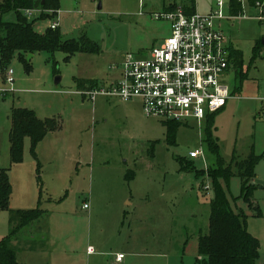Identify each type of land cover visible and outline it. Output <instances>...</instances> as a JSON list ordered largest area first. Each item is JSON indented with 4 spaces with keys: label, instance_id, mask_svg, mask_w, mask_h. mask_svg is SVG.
<instances>
[{
    "label": "rangeland",
    "instance_id": "374dc122",
    "mask_svg": "<svg viewBox=\"0 0 264 264\" xmlns=\"http://www.w3.org/2000/svg\"><path fill=\"white\" fill-rule=\"evenodd\" d=\"M58 1L55 21L62 38L84 37L97 49L70 57L38 53L29 70L16 57L7 67L13 71L12 85L0 70V93H5L0 94V171L11 185L9 210L33 209L39 202L46 211L40 225H48L50 243L41 249L51 264H115L118 253L124 255L121 264H196L198 239L208 233L213 198L206 172L215 158L203 143L205 121L179 127L169 144L162 122L146 117L139 101L97 96L91 102L78 86L79 81L92 82L106 89L118 80L125 55L143 59L159 47L170 26L154 15L168 12L169 2ZM222 1L224 19L214 26L242 56L239 71L231 69L223 78L233 98L213 116L211 127L227 166L234 158L264 155V48L254 57L256 44L264 41V18L245 1L241 15L230 17L229 0ZM215 2L195 0V12L207 16L217 10ZM0 20L13 22L15 15ZM49 23L36 21L35 30L42 33ZM15 108L54 120L60 130L37 144L36 159L26 139L22 161L10 169L8 128ZM195 150L203 157L190 160ZM180 159L192 161L194 169H182ZM254 173L252 207L240 198L236 174L225 189L233 211L243 210L247 231L259 243L256 264H264V156ZM7 227L8 214L0 212V238ZM89 246L97 255L87 257ZM17 258L21 264H45L44 257L34 262L25 252Z\"/></svg>",
    "mask_w": 264,
    "mask_h": 264
},
{
    "label": "trees",
    "instance_id": "16d2710c",
    "mask_svg": "<svg viewBox=\"0 0 264 264\" xmlns=\"http://www.w3.org/2000/svg\"><path fill=\"white\" fill-rule=\"evenodd\" d=\"M166 1V0H165ZM169 4L166 11H173L181 6L186 14L191 15L195 10L194 0H167ZM247 5L254 9L257 3L262 0H245ZM59 9L58 0H0V16L14 13L15 21L0 20V70L5 73L12 59L18 57L29 70L30 61L26 60L28 55L38 53L62 52L67 57L76 53L94 52L96 46L87 41L84 37L79 40H64L56 30H51L49 25L42 33L35 30L36 21H53ZM25 10H40L37 20L29 21L24 16ZM228 10L230 17H238L242 13V5L239 0H229ZM50 24V23H49ZM264 45L257 43L254 48V57L258 56ZM231 55V66L235 71L241 68L242 56L229 48ZM82 89H95L92 82H78ZM215 115V114H214ZM205 120L203 143L206 151L214 156V164L208 167V176L213 188V198L210 202V213L208 220V233L201 235L198 239L196 264H256L259 257V243L256 238L247 231L246 216L243 210L234 212L228 199L226 183L235 174L241 180V199L252 207L250 201L252 190L255 187L254 168L264 156L256 157L250 154L243 160L233 159L232 165L225 166L219 156L218 143L212 137L211 127L213 116ZM11 127L9 131V154L11 165L19 164L22 161L24 143L29 141L30 151L36 159L35 149L37 144L49 132L58 129L57 122L51 119L40 120L37 115L24 108L12 109L10 112ZM166 129V141L174 143L175 135L179 127L187 125L179 122H162ZM190 159V158H189ZM180 159V166L183 169H194L192 159ZM37 170H39L37 168ZM39 173V171H37ZM40 175L38 174L37 181ZM11 185L5 171H0V212H8L11 197ZM10 232L0 241V264H19L16 253L11 247V242L19 232L39 221L45 212L41 208L29 211H10Z\"/></svg>",
    "mask_w": 264,
    "mask_h": 264
},
{
    "label": "built area",
    "instance_id": "2783aa9c",
    "mask_svg": "<svg viewBox=\"0 0 264 264\" xmlns=\"http://www.w3.org/2000/svg\"><path fill=\"white\" fill-rule=\"evenodd\" d=\"M241 5L245 0H239ZM217 10L207 16L196 12L188 15L181 6L173 11L155 14V20L168 21L170 35L159 47L152 48L146 58L124 56L120 79L106 89L84 91L94 101L97 96L115 97L122 102L139 101L143 114L161 122L200 126L222 110L233 95L223 78L231 66L230 44L222 30L214 26L224 19L223 1L216 0ZM258 18H264V0L256 4ZM40 10H25L27 20H37ZM56 30L58 24L50 22ZM13 71L5 72L7 83H13ZM203 157L201 150L191 151L190 159ZM84 209H88L85 204ZM123 254L115 257L122 263Z\"/></svg>",
    "mask_w": 264,
    "mask_h": 264
},
{
    "label": "crops",
    "instance_id": "0c3cea01",
    "mask_svg": "<svg viewBox=\"0 0 264 264\" xmlns=\"http://www.w3.org/2000/svg\"><path fill=\"white\" fill-rule=\"evenodd\" d=\"M195 1V0H194ZM216 4V2H215ZM196 10H194V13H195ZM58 13V12H57ZM197 13V12H196ZM211 13V12H210ZM50 25V24H49ZM58 29V28H57ZM34 55H32L33 57ZM31 60V59H30ZM120 79V75L118 76V80ZM117 80V81H118ZM117 81H115L113 84L110 85L113 86L117 83ZM14 82V81H13ZM109 88V87H108ZM82 89V88H81ZM95 89H98V88H95ZM82 90H85V91H88L86 89H82ZM84 92V91H83ZM82 92V93H83ZM81 93V95H82ZM1 95L4 94L5 96V93H0ZM84 96V95H82ZM88 98V97H87ZM112 98V97H111ZM118 99V98H117ZM91 102H94V101H91ZM132 101H130L129 103H131ZM128 103V102H127ZM227 104V103H226ZM140 105V108H141V104L139 103ZM16 109V108H15ZM26 109V108H24ZM33 111V110H31ZM34 112V111H33ZM35 113V112H34ZM36 114V113H35ZM38 117V116H37ZM10 118V116H9ZM39 118V117H38ZM40 120H48V119H41L39 118ZM9 120V119H8ZM10 127H11V121H9V128H8V134H9V131H10ZM60 130V126L58 127V129L56 131H53V132H57ZM45 139V138H43ZM42 139V140H43ZM37 147V146H36ZM9 148L10 146L8 147V151H7V154H8V158L10 160V154H9ZM13 165H11V163L9 162V168L12 167ZM11 169V168H10ZM38 177V173H37V176L36 178ZM10 200H11V197H10ZM39 202H37L35 208L33 209H36V208H40L39 206ZM85 205V204H84ZM83 205V206H84ZM127 205H130V203H127ZM33 209H21V208H18V209H14L13 208L11 209V211H29V210H33ZM89 209V208H88ZM44 211V210H43ZM6 212V211H5ZM45 214L43 215L46 216V211H44ZM123 214H124V211H122ZM3 213V212H1ZM8 214V227H7V232L6 234L0 238V241L5 238L9 232H10V223H9V218H10V213L9 212H6ZM41 218L39 221H36L34 223H32L31 225L23 228L19 234L16 236V238L11 242V247L12 249L15 251L16 253V259L18 261V258H17V255L20 253V252H25L28 257L30 258L31 261H34L37 260V261H43L42 260V257H44V262L45 264H51L47 257L49 254H46V252L43 250L44 246H46L47 244H50L48 241H47V232H48V225L44 226L43 224L40 225V223L43 222V219L44 218ZM124 218V216H123ZM42 221V222H41ZM43 242V243H42ZM42 243V244H41ZM41 247H43L41 249ZM95 250L92 246H89L87 247V250H86V255L87 257H90L92 255H95ZM119 254H122V253H118L115 255V257ZM97 255V254H96ZM124 260V259H123ZM114 261H115V258H114ZM19 264H21L19 261H18ZM123 263V262H122ZM59 264V263H58ZM115 264H121V263H117L115 261Z\"/></svg>",
    "mask_w": 264,
    "mask_h": 264
},
{
    "label": "water",
    "instance_id": "95a60500",
    "mask_svg": "<svg viewBox=\"0 0 264 264\" xmlns=\"http://www.w3.org/2000/svg\"><path fill=\"white\" fill-rule=\"evenodd\" d=\"M98 9H100V5L98 6ZM262 45H264V41L262 42ZM32 58V55H28L27 56V61H30V59ZM59 82V78L55 79V84L57 85Z\"/></svg>",
    "mask_w": 264,
    "mask_h": 264
}]
</instances>
